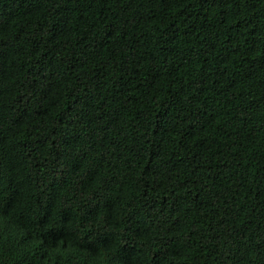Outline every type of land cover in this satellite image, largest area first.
Segmentation results:
<instances>
[{
	"label": "trees",
	"instance_id": "trees-1",
	"mask_svg": "<svg viewBox=\"0 0 264 264\" xmlns=\"http://www.w3.org/2000/svg\"><path fill=\"white\" fill-rule=\"evenodd\" d=\"M264 264V0H0V264Z\"/></svg>",
	"mask_w": 264,
	"mask_h": 264
},
{
	"label": "clouds",
	"instance_id": "clouds-1",
	"mask_svg": "<svg viewBox=\"0 0 264 264\" xmlns=\"http://www.w3.org/2000/svg\"><path fill=\"white\" fill-rule=\"evenodd\" d=\"M79 255H72V256H68L64 259L63 264H70L73 262H77Z\"/></svg>",
	"mask_w": 264,
	"mask_h": 264
}]
</instances>
